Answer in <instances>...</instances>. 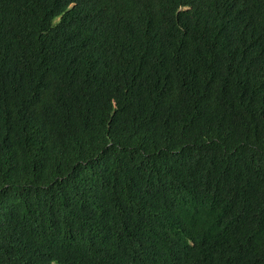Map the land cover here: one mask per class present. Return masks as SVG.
Listing matches in <instances>:
<instances>
[{
    "label": "trees",
    "instance_id": "16d2710c",
    "mask_svg": "<svg viewBox=\"0 0 264 264\" xmlns=\"http://www.w3.org/2000/svg\"><path fill=\"white\" fill-rule=\"evenodd\" d=\"M0 264H264V0H0Z\"/></svg>",
    "mask_w": 264,
    "mask_h": 264
}]
</instances>
